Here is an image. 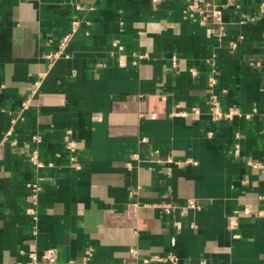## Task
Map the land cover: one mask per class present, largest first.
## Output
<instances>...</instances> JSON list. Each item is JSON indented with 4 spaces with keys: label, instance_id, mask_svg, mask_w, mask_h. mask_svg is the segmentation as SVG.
I'll return each instance as SVG.
<instances>
[{
    "label": "crops",
    "instance_id": "obj_1",
    "mask_svg": "<svg viewBox=\"0 0 264 264\" xmlns=\"http://www.w3.org/2000/svg\"><path fill=\"white\" fill-rule=\"evenodd\" d=\"M48 247L264 264V0H0V264Z\"/></svg>",
    "mask_w": 264,
    "mask_h": 264
},
{
    "label": "built area",
    "instance_id": "obj_2",
    "mask_svg": "<svg viewBox=\"0 0 264 264\" xmlns=\"http://www.w3.org/2000/svg\"><path fill=\"white\" fill-rule=\"evenodd\" d=\"M152 1H156V0H152ZM197 8V4L196 1H192L191 3L188 4V10L190 13H192L195 9ZM201 11V10H200ZM211 16L214 17L216 20L219 19V16L217 15V13L215 11L211 12ZM79 24L78 20H72L71 21V27L70 29L61 37L60 41L58 42V47L55 51L49 52L47 53V57L49 58L50 61H54L55 59H57L60 56H64V57H68V54L65 52V49L68 46L69 41L71 40V37L73 35V33L75 32V30L77 29V26ZM113 45H116L119 49H121V44L119 43L118 39H114L113 41ZM123 60V56L120 55V61ZM190 72L194 75L196 73V71L194 69H190ZM209 86H213L215 81H214V77L210 76L208 78ZM39 81L35 82V85L38 86ZM28 99H25L22 101V108H26L28 106ZM209 114L211 116V118L213 120H219V119H231L234 115L237 114L236 109L234 108H230L227 110H222L219 106V103L216 100V96L215 95H211L209 97ZM193 111H195V109H193ZM7 134H9V132H7ZM65 147L70 150L71 152H73L74 150V143L73 141H67ZM30 160L35 164V165H39L40 161L38 160L37 154L35 151H33L31 153L30 156ZM250 164L254 167L256 166H260L259 163L256 162H250ZM31 189L32 191H37L38 190V185L36 183H33L31 185ZM188 206L194 207L196 206V203L194 201V199H189L188 200ZM248 208L245 209V211H247ZM30 213H34L33 208H28L27 209ZM129 251L131 253H135V249L130 248ZM92 255V249L88 248L84 251V254L82 256L83 261L89 260V258ZM28 258L29 260L27 261L26 264H35L37 262V260L46 262V263H54L57 261V250L55 247H48L46 249H44L42 251V253L38 254L36 251L31 250L28 253ZM164 259H168L170 261V263H174L176 262V257L174 255H168L166 257H161L159 255H150V256H146L142 259L143 263H149L151 261H160V260H164Z\"/></svg>",
    "mask_w": 264,
    "mask_h": 264
}]
</instances>
